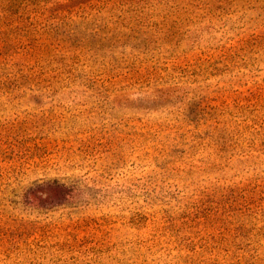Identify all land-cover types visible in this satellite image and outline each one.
Here are the masks:
<instances>
[{"label": "rangeland", "instance_id": "obj_1", "mask_svg": "<svg viewBox=\"0 0 264 264\" xmlns=\"http://www.w3.org/2000/svg\"><path fill=\"white\" fill-rule=\"evenodd\" d=\"M0 264H264V0H0Z\"/></svg>", "mask_w": 264, "mask_h": 264}]
</instances>
